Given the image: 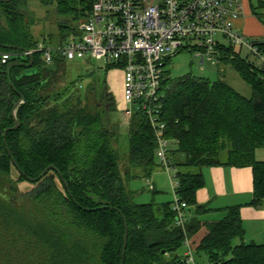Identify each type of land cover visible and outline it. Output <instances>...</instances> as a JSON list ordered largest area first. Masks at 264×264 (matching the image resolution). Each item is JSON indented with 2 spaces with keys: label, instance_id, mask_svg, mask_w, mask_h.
<instances>
[{
  "label": "trees",
  "instance_id": "16d2710c",
  "mask_svg": "<svg viewBox=\"0 0 264 264\" xmlns=\"http://www.w3.org/2000/svg\"><path fill=\"white\" fill-rule=\"evenodd\" d=\"M32 1L54 11L59 45L75 39L93 5V0L0 2V264H121L123 217L129 229L124 264H185L186 239L196 264H264V243H244L240 207L226 209L223 219L211 222L201 219L211 210L197 202L205 187L203 170L232 166L252 168V205H263L264 161L256 159V152L264 148V69L225 47L221 64L251 88L249 99L224 79H173L167 73L160 120L175 146L168 159L176 171L177 196L188 206L186 215L193 212L183 229L173 201L134 202L137 193L128 185L137 178L150 180L158 168L157 144L148 117L135 112L126 122L128 155L121 161L120 127L113 120L121 111L108 85L112 70L91 67L72 78L66 60L48 65L35 54L31 69L11 71V87L7 67L29 59L3 63V56L23 52L7 47L31 51L41 42L55 44L33 34ZM21 96V127L7 135L15 166L4 133L15 125ZM50 166L59 170L71 195L55 171L30 182ZM25 184L31 188L22 190ZM103 207L114 209L99 210Z\"/></svg>",
  "mask_w": 264,
  "mask_h": 264
},
{
  "label": "built area",
  "instance_id": "2783aa9c",
  "mask_svg": "<svg viewBox=\"0 0 264 264\" xmlns=\"http://www.w3.org/2000/svg\"><path fill=\"white\" fill-rule=\"evenodd\" d=\"M244 0H93L91 12L79 25L75 39L53 46L39 43L34 50L3 56L41 54L46 64L56 58L69 62L103 60L104 68L123 75V111L129 120L138 111L148 117L157 144V158L168 172L173 191V212L185 229L188 206L177 196L178 182L168 159L171 142L166 138L162 114V83L166 66L182 51L196 53L202 64H221L225 47L246 51L264 69V38L240 33L235 22L244 15ZM220 37V39H216ZM149 188L153 189L150 180ZM185 264H196L190 240L184 245Z\"/></svg>",
  "mask_w": 264,
  "mask_h": 264
},
{
  "label": "rangeland",
  "instance_id": "374dc122",
  "mask_svg": "<svg viewBox=\"0 0 264 264\" xmlns=\"http://www.w3.org/2000/svg\"><path fill=\"white\" fill-rule=\"evenodd\" d=\"M29 12L30 16L34 22L32 26V32L35 37L42 39H46L49 42V38L53 40L55 43L53 46H58L59 43V35L57 28L55 26L56 16L53 13L54 11L49 8L42 7L37 1H32L29 3ZM51 13V16L48 14ZM261 14L264 18V10H262ZM44 37V38H43ZM73 39L72 36L66 40L70 42ZM216 39H220L223 42V39L220 37H216ZM64 41V43H67ZM224 43V42H223ZM237 50V49H236ZM238 51V50H237ZM242 58L247 59L249 62L253 63L256 66H259V62L255 60L252 55H249L246 51L241 53ZM201 57L197 56L196 53H188L182 51L177 56L172 58L170 62L166 66V73H169L173 79L185 77L188 75L203 78L210 80L211 82H215L219 79H224L227 83L233 87L238 93H240L245 98L252 97L251 88L238 76V74L229 66L215 65L213 62L206 61L202 64ZM91 67L94 68H104L103 60H93V61H74L68 63V70L72 78H77L78 76L91 71ZM116 73L110 72V92L113 94L114 98L117 96V90L114 84V77ZM85 87V86H84ZM84 88H82L83 90ZM123 106V105H122ZM135 112L138 110V106L132 108ZM120 114L113 117L114 121L119 123V134H120V143L118 144L119 157L121 161L126 160V156L128 155V137L127 133V124L128 121L125 115L122 113L123 108L119 106ZM172 148L175 146L171 145ZM158 168L150 178L154 186V191L149 189L148 180L137 178L129 183L128 188L134 192H136V197L134 198V202L136 204H149V203H167L174 201L173 191L171 187V181L169 178L168 172L163 168L159 159L157 158ZM176 172L172 170L171 175H175ZM31 188L29 185H24L22 190H28ZM191 219V217H189ZM188 219V222L189 220ZM239 241H235L234 244H238ZM199 259V258H197ZM199 261H201L199 259ZM202 262V261H201ZM203 264V263H202Z\"/></svg>",
  "mask_w": 264,
  "mask_h": 264
},
{
  "label": "crops",
  "instance_id": "0c3cea01",
  "mask_svg": "<svg viewBox=\"0 0 264 264\" xmlns=\"http://www.w3.org/2000/svg\"><path fill=\"white\" fill-rule=\"evenodd\" d=\"M244 15L235 22L236 29L251 39L264 38V0H244ZM118 75L114 77L117 90L118 107L123 105V75L120 71H111ZM110 73L108 84L110 85ZM256 159L264 161V148L256 152ZM205 187L198 191L199 205L208 206L211 210L202 216L203 221H219L226 216V209L240 207L241 218L245 229L244 243H264V203L256 208L253 203L254 177L250 167L216 166L203 170ZM193 212L187 211V218H192ZM240 242H238L239 244Z\"/></svg>",
  "mask_w": 264,
  "mask_h": 264
},
{
  "label": "water",
  "instance_id": "95a60500",
  "mask_svg": "<svg viewBox=\"0 0 264 264\" xmlns=\"http://www.w3.org/2000/svg\"><path fill=\"white\" fill-rule=\"evenodd\" d=\"M13 1H15V0H3V1H0V2H2V3H11ZM7 48H12L13 50L26 52V50H24L22 48H16V47H7ZM28 59H29V63L28 64L23 63V62H13V63L9 64V66L7 67V76L9 78V82H10V85H11L12 88H14V85H13L12 80H11V71L14 68L31 69L33 67V63H34V56L30 55L28 57ZM24 101H25V98L23 96H21V101L14 108L13 117H14L15 125L12 128L7 129L5 131V133H4V140H5L6 146H7V135H8V133L17 131L21 127V122L17 118V110L20 107V105H22L24 103ZM7 149L9 151V154H10V156L12 158L13 163L15 164V166H18L16 161L14 160L13 155L11 154L8 146H7ZM50 171H55L61 176V178H62V180H63V182H64V184H65V186H66V188H67V190L69 192V194L71 195V192H70V189H69V186H68L67 182L63 179L61 173L59 172V170L55 166L48 167L38 178H36V179L29 178V180L32 183H36L39 180L43 179ZM105 209L112 210L114 208H112V207H103V208H100L99 210H105ZM85 210L86 211H91V210H88V209H85ZM96 210H94V211H96ZM123 219H124V224H125V237H124V251H123V254H122L123 259H122V263L121 264H124V258H125L126 252H127L128 238H129V229H128L127 219L125 217H123Z\"/></svg>",
  "mask_w": 264,
  "mask_h": 264
}]
</instances>
